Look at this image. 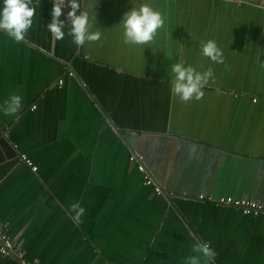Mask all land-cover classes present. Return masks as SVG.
<instances>
[{
  "label": "crops",
  "instance_id": "obj_1",
  "mask_svg": "<svg viewBox=\"0 0 264 264\" xmlns=\"http://www.w3.org/2000/svg\"><path fill=\"white\" fill-rule=\"evenodd\" d=\"M142 3L164 25L148 44H126L122 17ZM52 7L39 0L20 42L0 30V105L22 97L17 114L0 111V226L24 261L188 264L200 256L206 264L193 250L199 240L218 253L207 264H264V214L198 198L264 204V8L81 0L102 37L76 46L70 23L63 40L47 30ZM208 40L223 63L202 55ZM178 62L212 69L202 99L174 97L170 65ZM131 154L143 157L161 195L143 185ZM74 202L85 209L79 224ZM0 264L18 261L0 255Z\"/></svg>",
  "mask_w": 264,
  "mask_h": 264
},
{
  "label": "clouds",
  "instance_id": "obj_2",
  "mask_svg": "<svg viewBox=\"0 0 264 264\" xmlns=\"http://www.w3.org/2000/svg\"><path fill=\"white\" fill-rule=\"evenodd\" d=\"M51 22L47 25V30L52 34L55 40L65 38V24L59 20L63 9L68 6L70 11L67 13V20L70 21V28L67 35L73 38L76 46H83L86 42L101 41L102 33L96 25L95 12L90 17L89 11L84 8L80 11L81 0H52ZM39 6V0H3V7L0 8V30L5 31L17 42L25 39L28 30L32 27L33 18L36 9ZM95 5L92 7V11ZM124 28V42L126 44L145 45L153 41L157 31L164 25V18L161 12L153 9L149 4L142 3L140 7L132 8L122 17ZM202 55L216 63H223V51L216 41L208 40L201 45ZM172 93L178 96L182 102H188L193 99L200 100L204 96L202 89L213 77L212 69L205 72H198L191 66H185L182 62L170 65ZM162 82V81H161ZM22 97L13 95L4 104L0 105V111L5 115L17 114L21 109ZM70 210L75 213L72 219L77 223H82L81 217L85 209L77 202L70 206ZM193 250L202 254L207 261H215L218 253L211 247L210 242L199 241L195 244ZM188 264H200V256H193L188 259Z\"/></svg>",
  "mask_w": 264,
  "mask_h": 264
},
{
  "label": "built area",
  "instance_id": "obj_3",
  "mask_svg": "<svg viewBox=\"0 0 264 264\" xmlns=\"http://www.w3.org/2000/svg\"><path fill=\"white\" fill-rule=\"evenodd\" d=\"M237 3H247L252 4L261 8H264V0H228ZM68 76L72 77L73 72H68ZM63 80L58 81V85L61 86ZM255 101V100H254ZM18 159L23 161L28 167H30L32 172L37 171V167L32 164V162L25 156L20 154ZM130 163L136 165L138 173L142 177V183L146 187H150L153 193L161 195L163 193L161 186L153 179L151 174L148 172L144 162L143 157L137 154H131L128 158ZM200 200H204L208 203H214L218 206H230L239 210L243 215L246 216H258L264 214V204L257 201L248 200L245 198H233L229 196H222L219 198H213L211 196L199 195ZM0 255L3 257L15 258L18 264H37L36 262H25L23 259V252L20 247L11 239L3 228L0 226Z\"/></svg>",
  "mask_w": 264,
  "mask_h": 264
},
{
  "label": "water",
  "instance_id": "obj_4",
  "mask_svg": "<svg viewBox=\"0 0 264 264\" xmlns=\"http://www.w3.org/2000/svg\"><path fill=\"white\" fill-rule=\"evenodd\" d=\"M65 2H66V5H67L68 0H66ZM70 10H71L70 7L66 6V7L63 9V11H62V15L59 17V20H60V21H63L64 24H66V25H68V24L70 23V21L67 20V18H66V17H67V13H68Z\"/></svg>",
  "mask_w": 264,
  "mask_h": 264
}]
</instances>
